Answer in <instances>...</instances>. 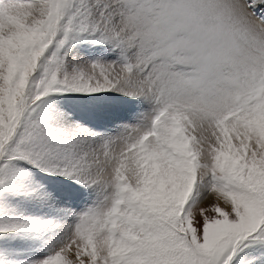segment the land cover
Wrapping results in <instances>:
<instances>
[{
  "label": "snow or ice",
  "instance_id": "snow-or-ice-1",
  "mask_svg": "<svg viewBox=\"0 0 264 264\" xmlns=\"http://www.w3.org/2000/svg\"><path fill=\"white\" fill-rule=\"evenodd\" d=\"M0 264H264V0H0Z\"/></svg>",
  "mask_w": 264,
  "mask_h": 264
}]
</instances>
